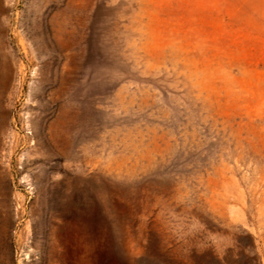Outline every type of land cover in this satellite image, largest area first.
I'll use <instances>...</instances> for the list:
<instances>
[{"label":"rangeland","instance_id":"374dc122","mask_svg":"<svg viewBox=\"0 0 264 264\" xmlns=\"http://www.w3.org/2000/svg\"><path fill=\"white\" fill-rule=\"evenodd\" d=\"M0 264H264V0H0Z\"/></svg>","mask_w":264,"mask_h":264}]
</instances>
